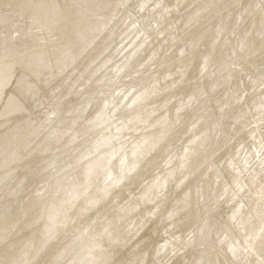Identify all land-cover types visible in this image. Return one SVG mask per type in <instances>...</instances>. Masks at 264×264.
<instances>
[{"label": "bare ground", "instance_id": "6f19581e", "mask_svg": "<svg viewBox=\"0 0 264 264\" xmlns=\"http://www.w3.org/2000/svg\"><path fill=\"white\" fill-rule=\"evenodd\" d=\"M8 13L0 264H264V0Z\"/></svg>", "mask_w": 264, "mask_h": 264}, {"label": "water", "instance_id": "95a60500", "mask_svg": "<svg viewBox=\"0 0 264 264\" xmlns=\"http://www.w3.org/2000/svg\"><path fill=\"white\" fill-rule=\"evenodd\" d=\"M11 17H12V15L10 13L0 16V32L3 29H5V28H7L9 26L8 24H9V21H10ZM23 25H24L23 23H19V28H22ZM27 29H28V27L25 24L24 27H23L24 34L26 33ZM14 32H15L14 31V27H9L8 28L7 35L5 36V37H8L7 38L8 41H10L11 38L14 37V35H16V32L15 33ZM19 33H21V31H19ZM0 38H1V36H0ZM12 48H16V43L13 44ZM8 50L9 49L7 47H1L0 48V54L7 53ZM120 53H122V52H120ZM14 56H15V54H14ZM32 103L33 102L31 101V104ZM11 106H12V104H8L6 102V105H4V107H0V109L3 111L2 117H3V121H4V122H0L1 123V125H0V136H1V139L3 141H5V143H3V145H2V147L0 149V152H3V149H4L3 147H5L7 145H11V139H12V136L14 134L13 130L11 131L10 124H8V123H11V124L14 125V123L12 121H10V120L5 119V117L7 116V114L10 111V107ZM41 108H43L41 110V113H42L41 118H43L42 120H44L43 123H47V119H48V122H50V125H54V124L58 123L56 118H54V117H56L59 114L58 110H57V107H56V104H49L48 101H47V109H45L44 107H41ZM11 110L13 111V109H11ZM61 112L65 113V111H62V110H61ZM36 115H37V113H36ZM60 115H61V113H60ZM37 119H35V120H37ZM58 126H60V125L58 124ZM9 149H12V146H10Z\"/></svg>", "mask_w": 264, "mask_h": 264}]
</instances>
